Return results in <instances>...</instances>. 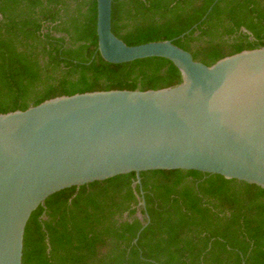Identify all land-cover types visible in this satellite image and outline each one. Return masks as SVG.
I'll return each instance as SVG.
<instances>
[{
	"label": "trees",
	"instance_id": "obj_1",
	"mask_svg": "<svg viewBox=\"0 0 264 264\" xmlns=\"http://www.w3.org/2000/svg\"><path fill=\"white\" fill-rule=\"evenodd\" d=\"M111 31L127 46L171 41L211 66L264 47V0H112ZM180 82L166 59L104 61L96 0H0V114ZM139 177L49 196L25 226L21 264H264L263 189L196 171Z\"/></svg>",
	"mask_w": 264,
	"mask_h": 264
},
{
	"label": "water",
	"instance_id": "obj_2",
	"mask_svg": "<svg viewBox=\"0 0 264 264\" xmlns=\"http://www.w3.org/2000/svg\"><path fill=\"white\" fill-rule=\"evenodd\" d=\"M111 7L96 0L102 59H166L181 82L61 96L0 114V264L22 263L30 215L61 190L129 173L140 185L139 173L170 170L264 190V47L206 66L171 41L127 46L111 31Z\"/></svg>",
	"mask_w": 264,
	"mask_h": 264
}]
</instances>
